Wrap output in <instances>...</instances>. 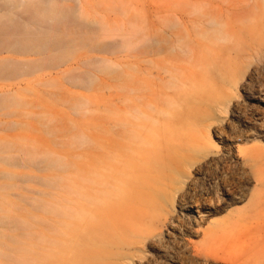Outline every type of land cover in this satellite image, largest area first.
I'll return each mask as SVG.
<instances>
[{
    "label": "rangeland",
    "instance_id": "374dc122",
    "mask_svg": "<svg viewBox=\"0 0 264 264\" xmlns=\"http://www.w3.org/2000/svg\"><path fill=\"white\" fill-rule=\"evenodd\" d=\"M171 15L180 19V43L160 55V67L136 73V91L128 92L129 53ZM214 17L220 26L202 36ZM51 36L57 48L23 56L4 51ZM0 48V58L25 60L0 62V263L15 264V237L30 234L32 223L47 226L26 210L29 197L46 192L42 157L74 170L77 141L104 116L130 109L144 116L148 150L177 143L186 155V144L198 141L211 160L200 170L202 152L188 153L190 178L182 184L184 172L170 174L164 182L172 200L162 198L156 217L147 221L136 207L120 215L127 226L140 225L117 234L143 240L129 251L133 264H264V0H0ZM165 70L171 84L161 80ZM172 91L189 94L176 114ZM194 111L195 125L184 129L180 120ZM33 206L42 209L43 202ZM122 262L100 254L90 264Z\"/></svg>",
    "mask_w": 264,
    "mask_h": 264
},
{
    "label": "bare ground",
    "instance_id": "6f19581e",
    "mask_svg": "<svg viewBox=\"0 0 264 264\" xmlns=\"http://www.w3.org/2000/svg\"><path fill=\"white\" fill-rule=\"evenodd\" d=\"M216 19H209L208 28L200 33L202 36L209 38L216 32L213 26H220ZM179 20L174 15L160 19V32L155 37L146 33L140 49L129 53L126 63L128 92L136 91V73L140 76L148 67H160V55L168 50L173 52L175 44L178 46ZM52 37L24 41L23 45L20 42L8 44L4 51L23 56L29 52L51 50L60 45ZM105 46L104 43L100 44L98 51L105 52ZM2 52L0 48V55ZM2 61L25 63V60L12 57L0 58V62ZM103 68L115 73L114 67ZM164 74L161 80L166 79L171 84L174 78L171 71L165 70ZM222 97L226 98L227 93L223 92ZM134 98L133 95L126 97L124 102H132ZM188 98L189 94L184 91H172L169 94L172 114H176L181 109L182 102ZM196 114L194 111L188 118L180 120V126L187 129L190 125H195ZM143 117L142 113L138 114L130 109L113 111L104 116L96 124L91 136L81 137L77 141L81 153L74 161L75 169L72 171L65 170L70 167L65 161L57 160L51 155L42 157L46 178L40 186L46 192L40 199L29 197V207L26 210L34 213L36 218L45 220L47 226L32 223L33 231L30 234L23 238L19 235L15 237L16 245L12 247L15 264H90L100 254L119 256L122 264H133L135 254L132 256L129 251L142 248L143 240L132 236L127 241H121L117 234L125 231L138 232L140 225L132 220L134 225L127 226L120 215L124 216L136 207L142 216H147V221L156 217V210L162 208L164 203L162 198L168 196L172 200V191L164 182L173 177L170 174L184 172L182 184H186L190 178V165L187 166L186 163L190 151L202 152L198 167L200 170L211 162L204 153L206 143L198 141L186 144V155L179 154L178 150L181 151L182 148L177 143L174 146L163 145L159 149L148 150L146 135L140 132ZM167 132L170 138L178 135L171 130ZM245 154L251 155V152L246 151ZM39 201L43 202V208L38 210L33 205ZM141 215L138 216L139 221Z\"/></svg>",
    "mask_w": 264,
    "mask_h": 264
}]
</instances>
